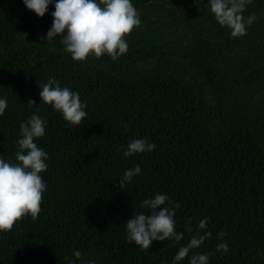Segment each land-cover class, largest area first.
<instances>
[{
	"label": "trees",
	"instance_id": "16d2710c",
	"mask_svg": "<svg viewBox=\"0 0 264 264\" xmlns=\"http://www.w3.org/2000/svg\"><path fill=\"white\" fill-rule=\"evenodd\" d=\"M132 3L141 25L127 37L128 52L82 63L58 37L44 39L53 5L41 18L22 0H0V97L8 101L0 155L15 160L19 124L33 114L47 120L35 142L49 154L39 218L0 234V264H69L76 250L77 264H172L205 217L212 235L190 256L264 264V0L247 5L244 16L255 19L243 36L221 26L207 0ZM53 78L86 103L80 125L41 103L39 87ZM30 99L36 103L26 107ZM144 137L154 151L123 155ZM137 164L143 174L121 188ZM157 193L180 205L184 239L141 250L128 242L125 223ZM222 241L227 252L217 251Z\"/></svg>",
	"mask_w": 264,
	"mask_h": 264
},
{
	"label": "clouds",
	"instance_id": "9594fccd",
	"mask_svg": "<svg viewBox=\"0 0 264 264\" xmlns=\"http://www.w3.org/2000/svg\"><path fill=\"white\" fill-rule=\"evenodd\" d=\"M25 8L37 17H44L49 6H54L52 25L44 39H60L64 51L73 61L86 62L89 57L101 58L105 55L113 61L126 54L129 49L127 37L141 25V17L132 0H22ZM251 0H207V5L215 20L230 30L232 36H243L247 27L255 19L244 16ZM41 103L50 105L58 111L69 126L80 125L86 118V103L80 94L69 87H62L55 78L39 87ZM36 102L29 100L26 107H33ZM40 103V104H41ZM8 108L6 98L0 97V117ZM47 120L38 114L19 124V137L16 141L15 160H6L0 155V234L10 232L14 225L25 217L36 220L41 212L43 194L48 185L43 173L48 169L49 154L35 141L46 135ZM156 148L147 137L129 141L123 149L125 157L151 153ZM141 167L126 169L120 178V187L131 184L133 178L142 175ZM146 211L134 212L127 220L126 233L129 243H134L141 250L150 249L154 241L171 240L179 243L185 232L177 231L176 209L178 203L170 200L164 193H157L141 202ZM208 218L199 221L198 231L190 241L179 247L172 264H182L188 258V264H210L209 253L189 255L199 248L212 233L207 230ZM186 231L191 232V228ZM202 233V234H201ZM226 234L221 232L219 237ZM227 242L217 244V251L227 252ZM77 259L69 264H77L82 253L76 250ZM81 264H96L94 260Z\"/></svg>",
	"mask_w": 264,
	"mask_h": 264
}]
</instances>
